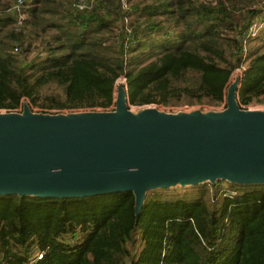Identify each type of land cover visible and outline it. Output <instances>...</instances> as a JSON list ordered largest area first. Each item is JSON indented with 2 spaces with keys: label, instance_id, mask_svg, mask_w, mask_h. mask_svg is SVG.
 <instances>
[{
  "label": "trees",
  "instance_id": "trees-1",
  "mask_svg": "<svg viewBox=\"0 0 264 264\" xmlns=\"http://www.w3.org/2000/svg\"><path fill=\"white\" fill-rule=\"evenodd\" d=\"M14 4L0 0V111H106L122 76L132 106L216 107L242 65L238 106L264 105V29L245 38L264 0H26L17 28ZM223 182L150 189L138 214L133 191L0 195V264H264V184Z\"/></svg>",
  "mask_w": 264,
  "mask_h": 264
},
{
  "label": "water",
  "instance_id": "water-1",
  "mask_svg": "<svg viewBox=\"0 0 264 264\" xmlns=\"http://www.w3.org/2000/svg\"><path fill=\"white\" fill-rule=\"evenodd\" d=\"M236 79L226 108L207 117L144 109L117 88L111 112L0 113V195L79 198L206 179L264 184V113L241 110Z\"/></svg>",
  "mask_w": 264,
  "mask_h": 264
},
{
  "label": "rangeland",
  "instance_id": "rangeland-1",
  "mask_svg": "<svg viewBox=\"0 0 264 264\" xmlns=\"http://www.w3.org/2000/svg\"><path fill=\"white\" fill-rule=\"evenodd\" d=\"M125 3V2H124ZM126 5L127 7H129V4H127L126 2ZM261 37L264 35V32H262L261 34ZM237 77V74L236 75H232L230 80H229V83L227 85V88L235 81ZM227 88H226V91H225V95L227 94ZM116 97H117V86L115 84L114 86V99H113V105L110 106L109 108L106 109V111L102 110V109H99V110H93V111H90V112H111V111H114L115 109V102H116ZM25 107H28V109L34 113V114H71V113H83V112H89L88 110H63V111H60V112H55V111H46V110H41L39 108H36V107H33V106H30L28 104L27 101H24L21 105V107L18 109V112H16L17 114H22V112L24 111V108ZM127 107L129 109V111H131L132 114L136 115L138 114L140 111L148 108V107H155L157 109V111L161 112V113H165V114H169V115H175V114H178V113H181V114H193V113H199L201 116L203 117H207L213 113H218V112H222L224 111L225 109V103L224 104H221V105H218L212 109L210 108H207V107H204V106H181V107H174V108H165V107H162V106H158V105H147V106H144V107H139V106H132L130 105L129 103H127ZM246 110H258V111H261L264 113V105H250L246 108ZM0 113L2 114H6L7 112L5 111H0ZM227 181L223 182L222 183V187L223 188H227V184H226ZM204 183H209V180H205L203 182H201V184H204ZM191 184H174L173 186H170L169 188L171 190H182L184 188H188L190 187Z\"/></svg>",
  "mask_w": 264,
  "mask_h": 264
},
{
  "label": "built area",
  "instance_id": "built-area-1",
  "mask_svg": "<svg viewBox=\"0 0 264 264\" xmlns=\"http://www.w3.org/2000/svg\"><path fill=\"white\" fill-rule=\"evenodd\" d=\"M25 1L26 0H15V4H14V7H13L12 11L16 12V18H17L16 28L20 27L22 25V21L25 19V16L22 13V6L24 5ZM123 8L127 9V5L124 2H123ZM128 23H129V18H127V17L122 18L119 21L118 29L116 30L117 37H119V36L122 37L123 36V40H122L121 44H122V47H123L125 62L127 61V57H128L127 53L129 52V48H130V45H131V31L128 28ZM263 29H264V10L262 11V15L259 18V20L254 21L251 24V26L249 27V29H248V31L246 33V36H245L246 40L255 38L259 34V32L261 30H263ZM245 69H246V65H242L240 68L236 69L233 72V74H232V75H236L237 74L236 79L239 80L240 84H241V77H242L243 71ZM115 84H116L117 88H118V86H122L127 92L126 80H125L124 76L120 77L116 81ZM237 98H238V93H237ZM224 103H225V106H226V95H225V98H224V102L222 104H224ZM204 107H206V106H204ZM207 108L212 109L214 107H207ZM241 110H246V109H241ZM247 111H249V110H247ZM16 112H18V110ZM16 112H13V113H16ZM36 258H37V260H42L43 253H38L36 255Z\"/></svg>",
  "mask_w": 264,
  "mask_h": 264
},
{
  "label": "bare ground",
  "instance_id": "bare-ground-1",
  "mask_svg": "<svg viewBox=\"0 0 264 264\" xmlns=\"http://www.w3.org/2000/svg\"><path fill=\"white\" fill-rule=\"evenodd\" d=\"M147 109H154V110H157L156 108H153V107H150V108H147ZM249 111H258V110H249Z\"/></svg>",
  "mask_w": 264,
  "mask_h": 264
}]
</instances>
